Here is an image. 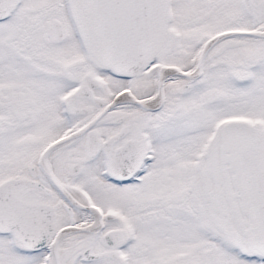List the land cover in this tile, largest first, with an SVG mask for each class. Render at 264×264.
Listing matches in <instances>:
<instances>
[{"label": "snow or ice", "instance_id": "6c2138e0", "mask_svg": "<svg viewBox=\"0 0 264 264\" xmlns=\"http://www.w3.org/2000/svg\"><path fill=\"white\" fill-rule=\"evenodd\" d=\"M0 264H264V0H0Z\"/></svg>", "mask_w": 264, "mask_h": 264}]
</instances>
